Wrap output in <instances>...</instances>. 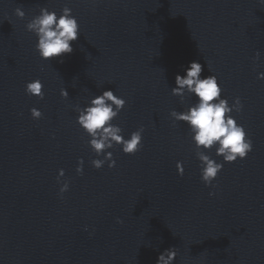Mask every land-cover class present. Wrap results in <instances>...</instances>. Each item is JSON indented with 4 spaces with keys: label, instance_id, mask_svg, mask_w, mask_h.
Instances as JSON below:
<instances>
[{
    "label": "water",
    "instance_id": "1",
    "mask_svg": "<svg viewBox=\"0 0 264 264\" xmlns=\"http://www.w3.org/2000/svg\"><path fill=\"white\" fill-rule=\"evenodd\" d=\"M64 7L79 25L73 52L43 61L26 25L41 8L59 16ZM194 61L202 77H217L229 106L239 97L232 115L253 144L233 163L207 152L223 164L209 186L190 129L170 117L196 102L172 95ZM261 73V0H0V264H157L170 248L174 264H264ZM36 79L42 100L25 94ZM106 90L126 101L113 121L124 138L145 131L135 155L114 146L115 167L97 170L91 161L103 156L75 108Z\"/></svg>",
    "mask_w": 264,
    "mask_h": 264
},
{
    "label": "clouds",
    "instance_id": "2",
    "mask_svg": "<svg viewBox=\"0 0 264 264\" xmlns=\"http://www.w3.org/2000/svg\"><path fill=\"white\" fill-rule=\"evenodd\" d=\"M264 3V0H261ZM15 16L23 19L25 12L17 7ZM26 28L37 37L35 50L43 61H51L54 58H61L73 52L72 43L78 39L79 25L77 19L72 15L71 9L64 7L58 16L55 11L41 8L39 15L35 16ZM256 59H259L257 53ZM203 66L199 62H191L184 69L183 76H175V87L172 88V95L179 97L181 103L185 94L194 96L196 102L183 112L175 110L170 112L174 122H183L190 129L191 140L195 145L196 156L200 161L201 181L205 186L213 184L218 174L223 169V164L216 162L206 154L215 148V155L221 157L224 163H233L238 159L243 160L252 151V140L247 137L244 127L236 121L232 113H240L242 104L237 97L229 106L228 100L222 98V89L218 86L215 75L202 77ZM264 79V73L257 77ZM25 94L28 96L43 99L42 83L39 79L29 82L25 86ZM61 97L67 99L68 92L61 90ZM126 101L117 97L112 90L103 91L102 94L92 98L86 107L75 108L78 113L76 123L89 137L88 144L97 157L92 166L99 170L105 163L108 168L115 167V160L108 150L119 146L125 155H135L142 146V134L145 129L140 127L132 132L128 139L122 135V129L113 124L119 113L124 109ZM32 119L39 120L42 117L41 111L36 108L30 110ZM76 173L83 174V160L78 161ZM179 175H183L184 168L180 162L176 165ZM65 175L61 169L58 172L57 183ZM69 190V182L63 181L59 189L61 197ZM210 196L214 193H209ZM117 223L122 221L117 220ZM174 248L166 249L157 259V264H174L176 259Z\"/></svg>",
    "mask_w": 264,
    "mask_h": 264
}]
</instances>
